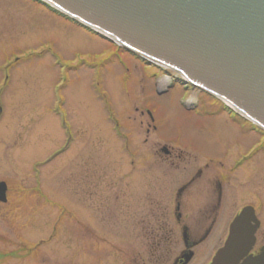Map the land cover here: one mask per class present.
<instances>
[{
    "label": "rangeland",
    "instance_id": "374dc122",
    "mask_svg": "<svg viewBox=\"0 0 264 264\" xmlns=\"http://www.w3.org/2000/svg\"><path fill=\"white\" fill-rule=\"evenodd\" d=\"M157 67L43 4L0 0V182L8 186L0 264H33L38 255L29 251L38 241L42 263L56 255L64 261L66 248L68 263L78 264L83 249L82 264L111 262L118 245L135 250L140 263L148 190L168 185L165 203L176 208L183 167L197 159L216 168L205 169V178L225 173L231 203L259 194L264 208V144L254 149L264 130ZM163 145L184 162H166ZM223 154L225 164L207 163ZM221 241L213 238L202 256Z\"/></svg>",
    "mask_w": 264,
    "mask_h": 264
},
{
    "label": "water",
    "instance_id": "95a60500",
    "mask_svg": "<svg viewBox=\"0 0 264 264\" xmlns=\"http://www.w3.org/2000/svg\"><path fill=\"white\" fill-rule=\"evenodd\" d=\"M43 1L134 54L175 70L264 128V0ZM7 190L1 181V202L7 201ZM251 208L231 223L212 264H239L249 252L255 241ZM244 264H264V249Z\"/></svg>",
    "mask_w": 264,
    "mask_h": 264
},
{
    "label": "flooded vegetation",
    "instance_id": "af4514ba",
    "mask_svg": "<svg viewBox=\"0 0 264 264\" xmlns=\"http://www.w3.org/2000/svg\"><path fill=\"white\" fill-rule=\"evenodd\" d=\"M175 77L178 76L175 75ZM183 84L185 88L197 91L191 85ZM198 92L199 95L202 93L200 91ZM198 106L199 103L195 105L196 109ZM223 110L231 115V112L226 106H223ZM152 121L154 122V118H152ZM253 129H256V131L260 130L257 127H253ZM263 139L264 135L260 137V140H258L260 144L254 149L264 144ZM160 151L163 152L161 156H163L164 160L168 163L175 164V161H177L178 164H181L184 162L182 153L178 155L176 160V156L173 152L174 147L170 145H163L160 147ZM223 155L224 156L218 158L210 157L207 163L223 165L228 159L227 155ZM246 157L247 156H243L240 159H246ZM213 159H219V161L214 162ZM235 162L236 165H238L241 160ZM198 163L197 159L191 163L189 167H183V169H188L182 171V175L186 177H183V183L180 184L177 190L176 201L174 199L176 202L174 206L176 208H174L173 205L171 206L165 203L170 191L168 185L160 187L161 189L153 188V190H148V198L145 200L147 206H144L148 208V211L144 213V215L151 218L153 221L150 219V222L145 223L144 225L146 226L142 227V235L143 238L146 239V241H144L147 251L146 257H142L140 263H137L135 259V250H132L133 253L130 250L125 252L120 245H118L114 248V251L112 250L111 253L109 252L110 254L108 253L110 256L107 258H112V261L102 262L100 264H211L217 251L225 244L230 236L231 223H233L235 218L245 207H252L251 209H253L252 211L255 214L252 222H250L252 227H255V241L249 252L240 262L244 264L247 260H254L261 254L264 249V208L262 207V202H260L262 196L256 194L257 201L247 202L240 207L235 203H231L229 201L230 194L224 188L225 184L223 181L226 180L225 173L214 171L213 173H209L208 177L205 178V169L216 170V168H212L208 165L204 168ZM215 165L213 167H215ZM226 186L229 185L226 183ZM118 198H120L119 193ZM132 200L136 203L134 198H132ZM119 213L121 214L120 206L118 207V217ZM173 220H175V223H172L174 222ZM56 228L57 227L53 228V234H50V237L47 239L48 241H52L57 236L58 232H56ZM115 230L121 235L118 224ZM215 237H221L222 241L219 246L212 248L213 250L210 251L208 257L202 256L203 250H208L206 245ZM39 243V241L35 243L37 246H35L34 251L28 250L29 253L33 252L38 255V258L35 259L33 264H72L68 263L69 258L67 254H72V252L71 254L69 253L68 248L64 250V261L60 260L58 262L56 255L50 257L49 260L46 259L43 263L40 262L38 251L40 246ZM50 248L55 250V252H53L54 254H58L57 248L54 246ZM83 250L86 251L85 249ZM18 251L20 252V250ZM18 251L17 258L24 259L21 252L19 255ZM84 251L82 252V259H79L80 261H78V264L84 263L83 260H86L84 257L89 254V252ZM75 254H80V251ZM104 260V258L103 260L101 259V261Z\"/></svg>",
    "mask_w": 264,
    "mask_h": 264
}]
</instances>
